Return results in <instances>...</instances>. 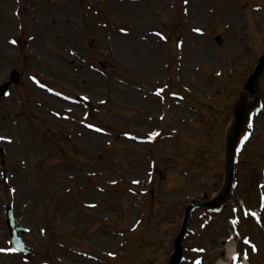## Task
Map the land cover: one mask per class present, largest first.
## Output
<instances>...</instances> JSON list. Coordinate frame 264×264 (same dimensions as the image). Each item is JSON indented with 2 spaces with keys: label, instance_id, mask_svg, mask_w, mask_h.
Returning <instances> with one entry per match:
<instances>
[{
  "label": "rangeland",
  "instance_id": "rangeland-1",
  "mask_svg": "<svg viewBox=\"0 0 264 264\" xmlns=\"http://www.w3.org/2000/svg\"><path fill=\"white\" fill-rule=\"evenodd\" d=\"M263 50L264 0H0V83L22 71L0 99V264H167L186 204L207 201L223 183L225 129ZM28 75L84 101H62ZM157 87L163 96L151 94ZM248 128L221 213H190L182 249L191 260L182 264L227 262L231 206L257 203L264 107ZM158 129L151 144L135 139ZM9 203L33 253L8 247ZM244 223L240 234L261 242L260 229Z\"/></svg>",
  "mask_w": 264,
  "mask_h": 264
},
{
  "label": "water",
  "instance_id": "water-1",
  "mask_svg": "<svg viewBox=\"0 0 264 264\" xmlns=\"http://www.w3.org/2000/svg\"><path fill=\"white\" fill-rule=\"evenodd\" d=\"M264 64V55L259 59V64L256 67L255 71L253 72V74L250 76L247 84L245 85V91L247 90H251L252 88V82L256 79V77L258 76L259 72L261 71L262 65ZM245 94V93H244ZM243 103V98L240 102V110L239 113H237V122L235 125V128L233 129V131L230 133L228 140H227V147H226V183H225V188H223V192L221 193L222 195L220 196V198H222L224 196V194H226V192L229 190V183L231 180V171H232V153H233V145L237 136V133L241 127L245 112H246V107H243L242 105ZM220 198L215 199V201L213 200V202L208 203V205H214L217 204L220 200ZM7 225L8 228L10 229L11 233L14 232V230H17V226L16 224L13 222L14 220H12V216H11V212L8 211V215H7ZM184 229V227H183ZM182 233L179 235L178 239H177V246L179 248V242H180V238H181ZM180 253V248L179 250L176 251L175 257L178 256ZM172 264H176L172 263Z\"/></svg>",
  "mask_w": 264,
  "mask_h": 264
},
{
  "label": "bare ground",
  "instance_id": "bare-ground-1",
  "mask_svg": "<svg viewBox=\"0 0 264 264\" xmlns=\"http://www.w3.org/2000/svg\"><path fill=\"white\" fill-rule=\"evenodd\" d=\"M136 46V45H135ZM135 46L133 47L134 49H136L135 48ZM137 52H138V50H136ZM135 51V52H136ZM249 100V99H248ZM230 126H231V123L227 126V129H226V132L228 133V131L230 130ZM249 141V140H248ZM227 250H228V258H230V256H231V254L235 251V247H234V244L233 243H229L228 245H227ZM217 264H219V262L217 263ZM220 264H227V263H220Z\"/></svg>",
  "mask_w": 264,
  "mask_h": 264
},
{
  "label": "snow or ice",
  "instance_id": "snow-or-ice-1",
  "mask_svg": "<svg viewBox=\"0 0 264 264\" xmlns=\"http://www.w3.org/2000/svg\"><path fill=\"white\" fill-rule=\"evenodd\" d=\"M122 31H124L123 29H122ZM0 139H3L2 137H0Z\"/></svg>",
  "mask_w": 264,
  "mask_h": 264
}]
</instances>
